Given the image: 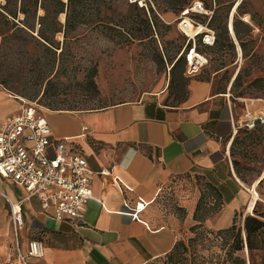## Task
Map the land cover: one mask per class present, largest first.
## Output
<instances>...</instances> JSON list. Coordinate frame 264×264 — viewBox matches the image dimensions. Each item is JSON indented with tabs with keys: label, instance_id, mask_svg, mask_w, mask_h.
Masks as SVG:
<instances>
[{
	"label": "crops",
	"instance_id": "crops-1",
	"mask_svg": "<svg viewBox=\"0 0 264 264\" xmlns=\"http://www.w3.org/2000/svg\"><path fill=\"white\" fill-rule=\"evenodd\" d=\"M199 74H184L182 84L170 83L135 102L47 113L0 84V130L9 117L33 105L51 127V155L85 158L92 191L83 218L59 222L37 197L0 176L2 263L25 264V257L26 264H149L165 257L181 234L175 226L157 223L153 207L165 189L185 177L203 179L220 192L223 208L206 226L230 227L251 201L233 149L241 131L249 130L246 113L263 115L264 100L235 103L228 87L216 91ZM263 178L264 173L253 188ZM10 203L20 204V230L13 225ZM30 241L42 244L43 258L27 256Z\"/></svg>",
	"mask_w": 264,
	"mask_h": 264
},
{
	"label": "rangeland",
	"instance_id": "rangeland-1",
	"mask_svg": "<svg viewBox=\"0 0 264 264\" xmlns=\"http://www.w3.org/2000/svg\"><path fill=\"white\" fill-rule=\"evenodd\" d=\"M169 2L170 0H146L147 8H154L159 18L158 35L153 42L118 45L107 38L101 29L89 33L82 29L80 33L84 31L86 34L80 39L74 38L76 33H72L65 41L63 35L58 34L54 40L60 50L54 55L32 38L20 34L19 38L12 42L6 41L0 47V84L11 93L34 103L44 113L135 102L146 95L164 90L170 83L180 85L185 77L187 64L184 55L188 52L189 42L178 29L180 8ZM193 2H202L209 12V15H194L196 22L203 24L215 19V23L221 27L217 33L225 28L232 39L226 40L222 47H204L197 42L198 52L208 60L199 75L210 80L216 91L226 90L228 87L227 93L235 103H238V99L264 100V0H188L187 5ZM240 3L241 7L234 11L235 6ZM136 4L141 7L138 2ZM97 9L100 17H97ZM78 10L81 15L78 19L80 24L89 25L103 21L108 13L103 0H84ZM40 13L43 14V11ZM59 21L64 24L66 15H61ZM231 23L233 28L236 25L243 32L241 39L235 33L234 36L231 34ZM113 36L115 41L121 40L116 33ZM179 58L183 61L172 70ZM52 59H56L58 64L78 65L82 69H88L87 72L95 69L97 90L88 88L83 83L87 72L82 70L76 78L71 74L55 78L48 95L42 97L47 89V81L46 75L39 70ZM239 73L240 78L234 85L233 80ZM40 115L45 117L43 113ZM232 156L239 178L248 190L252 189L264 173V125L259 124L254 130L243 129ZM11 187L17 194L21 193L12 185ZM253 189L259 195L257 206L250 211L249 203L238 214V224H242L247 216L264 215V178ZM252 196L253 193L251 198ZM218 205V197L205 180L185 177L160 194L153 212L157 223L175 226L180 231L181 239L188 242L195 237L191 229L197 223L194 220L197 207H200L198 217H207L205 227L210 231H217L206 224L217 217ZM208 238L213 243L209 251H203L202 255L213 256L215 261L222 263L225 257V250L221 251L223 238L215 239L212 235ZM256 243L264 247V233L256 239ZM240 255L246 264H251L252 261L254 264H264V248L252 253L245 248ZM149 264L170 263L165 256Z\"/></svg>",
	"mask_w": 264,
	"mask_h": 264
},
{
	"label": "trees",
	"instance_id": "trees-1",
	"mask_svg": "<svg viewBox=\"0 0 264 264\" xmlns=\"http://www.w3.org/2000/svg\"><path fill=\"white\" fill-rule=\"evenodd\" d=\"M83 1L84 0H68V2L65 3L62 0H0L1 46L6 41H14L19 38L18 35L21 34L32 38L35 40V43L46 47L47 51L56 55L58 50H60L58 43L54 40L58 34H62L65 41H67L72 33H76V35L73 36L74 38L80 39L86 34L83 33L84 31L89 33L101 29L103 33L106 34L107 38L116 42L118 45L124 46L132 45L137 42H153L155 36L158 35L157 26L159 18L155 9L150 6H148V8L139 7L136 3H129L128 0H103V5L108 12L107 15L103 18V21L97 22L96 25H89L85 23L80 24L78 21L79 17H81L78 8L82 6ZM145 3L146 0H142L141 4L144 5ZM169 3L174 7L178 6L180 11L188 6V0H170ZM242 3H240L237 8H240ZM40 11H43V14H41ZM96 11L97 17H100L99 9ZM63 14L66 15V22L64 24L59 21V17ZM82 24H85V27H82ZM208 26L216 32V41L213 46L207 47H222L226 40H232L225 28L221 29V33H217L221 27L215 23V19L208 22ZM82 29H84V31L80 33ZM233 30L235 31V35L241 39L243 32L238 29V26L235 25ZM113 33L120 36L121 40L115 41ZM232 35L234 36V34ZM198 42L202 44L201 41ZM187 47L190 49L192 44L189 43ZM185 55L184 57L186 59ZM182 61L183 59L179 58L173 65L172 70H175ZM82 70L85 72L88 71V69H82L78 65L70 66L58 64L56 59H52L50 62L45 63L39 70L40 73L43 72V74L46 75L45 81H47V89L42 97L48 95L50 91L49 88L55 83L53 81L55 78L57 79L60 76L65 77L68 74L74 75V78H76ZM95 72V69L89 70L84 77L83 83H86L88 88L97 90ZM239 78L240 73L235 78L234 85ZM209 186L219 199V207L217 210L219 214L223 208V203L220 200V192L210 184ZM199 209L200 207H197L194 214V220L197 223L191 229L195 237L190 238L188 242L182 239L179 240L173 250L166 255L168 263L246 264L245 259L240 255L245 248L249 253L256 250H263L264 247L259 246L256 243V239L261 237L264 233V215L247 216L242 224H238L237 215L230 227L213 232L208 230L204 225L207 217H198ZM209 235L215 236V239L223 238L224 240L221 244V251L225 250V257L222 263L219 260L215 261L213 256L205 257L202 255L203 251H209L213 243V240L208 238ZM251 264H254L253 261Z\"/></svg>",
	"mask_w": 264,
	"mask_h": 264
},
{
	"label": "built area",
	"instance_id": "built-area-1",
	"mask_svg": "<svg viewBox=\"0 0 264 264\" xmlns=\"http://www.w3.org/2000/svg\"><path fill=\"white\" fill-rule=\"evenodd\" d=\"M145 1V0H143ZM142 0H130V3ZM196 14H207L202 2H193L180 12L177 19L179 31L192 47L186 53L187 77L198 75L207 64V58L198 52L197 42L213 46L216 32L194 20ZM244 128L252 130L264 124V114L254 117L246 113ZM52 130L45 117L33 105L22 113L9 117L0 130V176L11 179L25 188L29 197H37L44 209L51 208L53 218L59 222H72L83 218L86 205L92 196L91 171L85 158L73 153H50ZM61 148V147H60ZM11 217L16 230L24 226L20 204L10 203ZM30 258L41 259L44 249L40 242L30 241ZM21 260L26 264L25 257ZM0 264H3L0 258Z\"/></svg>",
	"mask_w": 264,
	"mask_h": 264
},
{
	"label": "bare ground",
	"instance_id": "bare-ground-1",
	"mask_svg": "<svg viewBox=\"0 0 264 264\" xmlns=\"http://www.w3.org/2000/svg\"><path fill=\"white\" fill-rule=\"evenodd\" d=\"M237 7H238V4L235 6L234 11L237 9ZM230 28H231V32L233 34L234 31H233L232 23L230 24ZM249 190H250V193H253V196L251 198V202H250V205H249V210L251 211L256 206V204H257V202L259 200V195L257 194V191L255 189H249Z\"/></svg>",
	"mask_w": 264,
	"mask_h": 264
},
{
	"label": "water",
	"instance_id": "water-1",
	"mask_svg": "<svg viewBox=\"0 0 264 264\" xmlns=\"http://www.w3.org/2000/svg\"><path fill=\"white\" fill-rule=\"evenodd\" d=\"M230 30H231V28H230Z\"/></svg>",
	"mask_w": 264,
	"mask_h": 264
}]
</instances>
